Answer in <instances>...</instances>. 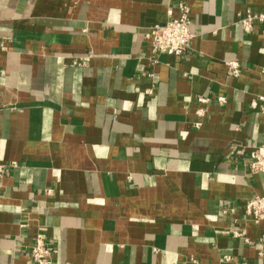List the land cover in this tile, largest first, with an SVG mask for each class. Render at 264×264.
Returning <instances> with one entry per match:
<instances>
[{"label": "crops", "instance_id": "crops-1", "mask_svg": "<svg viewBox=\"0 0 264 264\" xmlns=\"http://www.w3.org/2000/svg\"><path fill=\"white\" fill-rule=\"evenodd\" d=\"M180 4L188 52L155 57L151 30ZM246 11L264 0H0V164H16L0 178V264H33L38 233L53 264H264V223L243 215L264 196L248 168L264 22L245 33ZM220 96L193 127L197 98Z\"/></svg>", "mask_w": 264, "mask_h": 264}, {"label": "built area", "instance_id": "built-area-1", "mask_svg": "<svg viewBox=\"0 0 264 264\" xmlns=\"http://www.w3.org/2000/svg\"><path fill=\"white\" fill-rule=\"evenodd\" d=\"M255 22H264V14L246 11L244 16L238 21L245 33L251 31ZM150 34V51L153 56L156 57L162 54L170 56L185 55L188 52L191 40L194 38L190 8L185 4H180L177 17L171 18L162 25L153 27ZM226 67L229 77L234 79L240 77L242 68L236 61L226 63ZM149 77H152V75L150 74ZM259 101L261 103L260 112L264 114V97H260ZM196 103L198 108L194 112L196 120L193 122V127L198 128L202 125L205 118V107L213 104L222 106L226 103V99L220 96L212 101L207 97H198ZM256 106L255 102L251 103V107L254 108ZM249 158V171L255 174H264V143L252 145L249 148ZM15 166V163L0 164V178L7 175ZM50 193V190L46 191V194ZM243 215L245 221L253 225L264 223V196L256 195L248 199L243 207ZM231 236L234 239H243L248 242L244 230L240 227H231ZM260 242L264 243V234L260 237ZM53 252L54 250L48 237L43 233H38L30 248V261L33 264H53ZM231 260L230 256H222L220 264H230ZM189 263L199 264L195 259H190Z\"/></svg>", "mask_w": 264, "mask_h": 264}]
</instances>
